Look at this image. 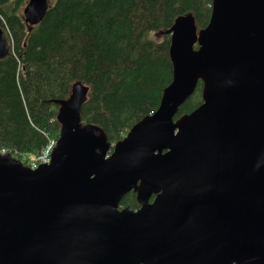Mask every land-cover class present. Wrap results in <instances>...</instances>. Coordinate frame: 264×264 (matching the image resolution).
I'll return each instance as SVG.
<instances>
[{
    "label": "water",
    "instance_id": "obj_1",
    "mask_svg": "<svg viewBox=\"0 0 264 264\" xmlns=\"http://www.w3.org/2000/svg\"><path fill=\"white\" fill-rule=\"evenodd\" d=\"M49 6L26 1L25 23ZM165 32L172 80L122 140L81 121L75 83L48 163L0 150V264H264V0H212L205 27L184 15ZM131 190L137 209L120 206Z\"/></svg>",
    "mask_w": 264,
    "mask_h": 264
},
{
    "label": "trees",
    "instance_id": "obj_2",
    "mask_svg": "<svg viewBox=\"0 0 264 264\" xmlns=\"http://www.w3.org/2000/svg\"><path fill=\"white\" fill-rule=\"evenodd\" d=\"M26 1L0 0V28L10 45L0 59V150L27 166L50 140H57L59 105L54 100L66 99L75 83L88 88L81 121L102 128L110 145L154 112L173 76L171 36L165 31L184 15L198 30L205 27L212 4L55 0L40 24L30 27L22 16ZM157 32H162L160 39L151 36ZM201 85L199 80L174 120L202 102ZM120 206L139 207L133 190Z\"/></svg>",
    "mask_w": 264,
    "mask_h": 264
},
{
    "label": "built area",
    "instance_id": "obj_3",
    "mask_svg": "<svg viewBox=\"0 0 264 264\" xmlns=\"http://www.w3.org/2000/svg\"><path fill=\"white\" fill-rule=\"evenodd\" d=\"M56 140H50L46 147L42 150L39 156H36L35 161L31 164V167L34 168L40 163H48L50 153L55 146Z\"/></svg>",
    "mask_w": 264,
    "mask_h": 264
},
{
    "label": "rangeland",
    "instance_id": "obj_4",
    "mask_svg": "<svg viewBox=\"0 0 264 264\" xmlns=\"http://www.w3.org/2000/svg\"><path fill=\"white\" fill-rule=\"evenodd\" d=\"M55 0H48L49 4H53ZM162 32H157V33H153L151 34V36L155 39H160L162 36ZM14 157V156H13ZM16 158V157H15ZM16 159H19V158H16ZM20 160V159H19ZM21 161V160H20ZM32 163V162H31ZM27 166V165H26Z\"/></svg>",
    "mask_w": 264,
    "mask_h": 264
},
{
    "label": "bare ground",
    "instance_id": "obj_5",
    "mask_svg": "<svg viewBox=\"0 0 264 264\" xmlns=\"http://www.w3.org/2000/svg\"><path fill=\"white\" fill-rule=\"evenodd\" d=\"M49 12V11H48ZM4 22V21H3ZM172 63V62H171ZM66 97V96H65ZM59 125V124H58Z\"/></svg>",
    "mask_w": 264,
    "mask_h": 264
}]
</instances>
